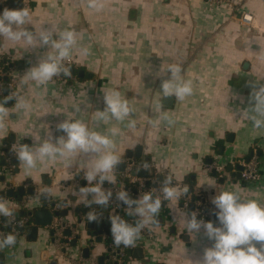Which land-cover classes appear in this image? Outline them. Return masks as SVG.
I'll return each instance as SVG.
<instances>
[{"label":"crops","instance_id":"1","mask_svg":"<svg viewBox=\"0 0 264 264\" xmlns=\"http://www.w3.org/2000/svg\"><path fill=\"white\" fill-rule=\"evenodd\" d=\"M233 1L234 7L214 6L208 0H103V10L95 12L82 0H30V31L47 27L49 22L59 30L70 28L78 33L77 49L88 48L89 54L81 55L78 50L72 53L75 74L69 82L52 80L38 87L34 81L24 83L23 76L50 49H32L23 41L0 37V56L13 60L18 95L32 105L27 113L13 109L16 100L5 105L10 115L6 127L0 130V152L3 148L12 151L14 143L33 146V136L44 139L50 135L55 142L65 135L57 129L58 124L68 118L82 119L91 130L101 133L113 126L120 128L121 134L113 139L121 162L142 146L144 160L151 158V164L168 170L176 183L190 185L211 204L212 198L224 189L236 190L242 198L256 199L264 206V128L255 129L251 120L236 116L250 106L248 82L264 83V0ZM244 12L252 16L251 26L241 23ZM171 63L181 64L184 78L192 81L193 94L184 101L175 96L161 97L159 93L162 80L170 77V73L162 74L161 68ZM82 71L83 78L79 76ZM113 89L120 91L134 108L129 118L137 121L134 130L126 127L127 120L95 126L94 113L105 108L103 91ZM167 98L173 99L172 107L165 106ZM162 113L174 121L171 126L164 121L157 126ZM253 148L260 161L262 180L258 185H246L238 178L240 172L224 179L207 174L205 164L215 155L226 162L242 163ZM81 159L86 158L38 163L36 169L25 170L16 156L17 169L12 176L5 175L0 160V178L5 177V182L0 181V190L6 183L12 187L30 184L37 191L28 201L27 210H41V195L45 187L50 188L48 198L63 202L65 219L77 224V210L84 202L72 194L79 190L75 178L84 174ZM62 183L68 185L60 188ZM7 200L20 216L22 210L10 201L13 199ZM97 207L103 212L102 206ZM123 213L126 219H136L127 216L126 209ZM160 218L163 224L159 227L147 226L154 240L140 235L135 247H131L128 264H197L204 249L214 243L203 228L193 233L186 230V218L190 216L179 210L177 202L161 208L157 219ZM213 223L220 226L218 219ZM85 227L84 241L69 252L68 259H54L57 251L51 231L39 228L35 241L29 239L27 231L13 250H0V264H78L89 243ZM137 248L143 250L142 258L134 256ZM104 255L101 243L89 252V256L97 258Z\"/></svg>","mask_w":264,"mask_h":264},{"label":"clouds","instance_id":"2","mask_svg":"<svg viewBox=\"0 0 264 264\" xmlns=\"http://www.w3.org/2000/svg\"><path fill=\"white\" fill-rule=\"evenodd\" d=\"M86 7L92 11L99 12L104 8L103 0H82ZM32 15L27 7L21 9H9L5 7L0 13V37L12 42L23 41L30 48H49L39 57L38 63L30 67L23 76V82L34 81L39 86H45L54 77L63 75L70 78L71 67L65 65L70 61L72 53L76 50L81 55H88V48L77 49L78 33L70 28L59 30L55 23H48L47 27L40 30L30 31L27 26L32 25ZM161 73L170 77L163 79L161 83V97L175 96L178 101H184L186 97L193 94V85L190 79L183 76V68L179 63H171L168 67L161 68ZM251 89L247 103L250 105L245 111L236 113L238 119H248L253 123L255 129L264 128V83L260 80L249 81ZM103 91V90H102ZM104 92L105 108L97 110L92 119L95 126L101 122L107 124L110 120L123 123L127 120L126 127L135 129L136 119H129L134 114V108L130 106L128 99L124 98L120 91L109 90ZM15 99L14 110L29 112L31 103L23 96L10 95L0 102V130L6 127V120L10 115L9 107L5 105L9 100ZM243 103L244 101L241 100ZM81 109L76 106V111ZM171 126L174 121L167 113L159 114L156 121ZM57 129L65 135H61L55 142L51 136L41 139L34 137L33 146L28 144L14 143L12 151L17 156L20 166L25 170L36 169L39 164L55 162L57 160L71 161L72 158L85 157L80 160L81 170H84V179L87 186H82L72 195L83 198L86 207L92 209V205L108 208L113 200V191L104 188L105 182L114 184L116 177L114 169L120 164L121 158L118 154L114 137L121 134L118 127H111L106 133L91 130L82 119H67L57 125ZM145 163L144 168L148 169ZM213 185V184H209ZM163 201L176 202L182 194L189 192L188 186L179 189L173 186V176L167 175L160 186ZM50 192L45 193L48 198ZM115 200L126 206V215L135 217V222L130 223L120 215L108 217L111 225L110 232L113 243L119 247H135L140 238L141 231L147 226L159 227L157 219L162 208L160 196H153L152 191L144 192L139 198L133 199L125 189L115 193ZM212 204L218 210L216 212L220 226L214 223L197 219V213H191L186 218V230L189 233L205 230L207 237L213 240L211 247L204 249L203 258L197 264H264V206L256 199H244L236 190L220 189L218 194L212 198ZM0 216L7 218L5 227L12 226V231L6 235H0V250L12 247L17 238L15 224V211L9 207L6 198L0 197ZM89 222L99 223L102 213L90 210L87 213ZM259 244V247L257 246Z\"/></svg>","mask_w":264,"mask_h":264},{"label":"built area","instance_id":"3","mask_svg":"<svg viewBox=\"0 0 264 264\" xmlns=\"http://www.w3.org/2000/svg\"><path fill=\"white\" fill-rule=\"evenodd\" d=\"M9 0H0V13H2L3 9L7 7V3ZM214 6H220L223 4H227L229 7H234L235 4L233 0H208ZM23 7H27L28 9L31 6L30 0H22ZM253 18L248 13H243L241 18V23L245 26H251ZM73 63L71 61H65L66 66H70L71 70H73ZM74 78V75H71L70 78L64 77L63 75L59 77H54L53 81L59 83L69 82ZM18 86V78L14 75V64L12 58H5L0 56V98H5L12 95H18L17 91ZM8 89V93L5 94V89ZM15 100V99H12ZM3 160V167L5 170L6 176H12L14 172H16V163L15 154L7 148H3L0 152V160ZM212 159L211 164H205V169L207 174L213 176L216 179H224L229 174L232 176H236L238 174L237 167L242 166L243 172H241V179L246 185H258L262 178L260 173V161L259 156L256 151V148L251 149V152L247 159H245L242 163L240 162H226L221 159L220 155H215ZM121 163V162H120ZM125 164V170L120 172L118 167L114 169L113 175L116 177V181L114 184H109L105 182V188H110L113 191V200L110 201V204L105 212H101L100 209L96 205H92V209L85 206L83 203L80 205V210L78 214V220H81L82 223H70L68 222L64 216L61 215L64 206L60 204V202L52 201L50 198L45 199V193L50 192V188L45 187V193L41 195L42 199V209L41 210H49L54 215L59 213V216H54L51 225L48 228L52 234V242L56 248L57 253L54 254V259L57 261L60 258H69V252L74 247L73 243L76 242V245L84 241L79 226H84L89 222L87 214L84 213L85 210H93L96 212L102 213V220L99 223L95 224V229H93L91 234L87 236L89 238L88 248L89 252L93 250V248L100 244L97 240L101 238V244L105 246V255L103 256L104 261L103 264H128L130 261L131 255L130 252L132 250L131 247H124L123 245L117 247L113 243V239L111 236V232L106 231L105 222L109 221L108 217L110 215H120L125 220H128L130 223H134L135 220L126 219L124 216L125 205L119 204L115 200V193L122 189H125L129 192L130 196L133 199L139 197L142 193L152 191L153 196H160L162 199V203L164 206L168 203H173L169 201H163L162 193H160L159 189L163 179L170 175L168 170L164 168H158L153 164H149L148 169L144 168L145 161L144 159L139 158H126L122 161ZM231 168V170H229ZM145 171L146 177L142 178L138 176L139 173ZM215 174V175H214ZM84 174L78 175L74 184L76 187L80 188L82 186H87V181L83 178ZM68 184L62 183L60 188H65ZM173 186L178 187L179 189H183L184 186H188L189 192L187 194H182L181 197L176 201L177 207L183 213L188 214L191 217V213H197V219L203 220L205 222H213L216 217V212L218 211L213 204H211L207 198L199 191H194L190 185L183 183H176L173 180ZM24 188L25 195L21 202H16V199H13L11 202L16 204V206L20 210L27 209V203L30 200L31 196H35L37 189L30 184H24L22 186L12 187L10 184H5V188L3 189L5 193L9 190H14L18 192L20 188ZM31 188H34V195H29L27 191ZM50 196V195H49ZM48 196V197H49ZM191 207H193L191 209ZM16 215V214H15ZM7 218L0 217V235H6L7 233L12 231V226L9 225L5 227ZM16 221L22 222V225L19 223L15 224V232L13 234L17 238V242L12 247H6L9 250H13L17 245L18 240L22 235L25 234L29 229L35 227L34 218L28 214L18 216L16 215ZM86 228V227H85ZM87 230V229H85ZM140 235H144L149 237L151 240H154V235L152 232H149L147 227H145ZM78 264H100L99 258L95 256H88L87 258L84 256V252L82 251L79 256Z\"/></svg>","mask_w":264,"mask_h":264},{"label":"water","instance_id":"4","mask_svg":"<svg viewBox=\"0 0 264 264\" xmlns=\"http://www.w3.org/2000/svg\"><path fill=\"white\" fill-rule=\"evenodd\" d=\"M7 8H9V9H21V8H23L22 0H9L8 3H7ZM71 72H72V75L75 74V70H71ZM79 76L81 78H83L84 77V72L83 71L80 72L79 73ZM7 93H8V89L6 88L5 89V94H7ZM172 103H173V99L172 98H167L165 100V106L166 107H172ZM8 104H11V102H8ZM143 151H144V148L142 146H139L135 150V152H132V151L129 152L127 154V158L131 159V158L135 157V158L141 159L142 156H143ZM144 161H145V163L150 164L151 163V158L145 157V160ZM208 161H209L208 164H211L212 163V159H209ZM15 163L17 164V160L16 159H15ZM117 167H118V170L120 172H123L125 170V164L122 163V162L120 164H118ZM229 170H231V168ZM237 170L241 173V172H243V167L242 166H238L237 167ZM138 176H140L142 178H145L146 177V172L143 171V172L139 173ZM240 177H241V174H238V178H240ZM0 181L1 182H5V177H1L0 178ZM25 193L26 192H25L24 188H22V187L18 190V192H15L14 190L11 189L7 193H5L4 190H0V197H4L6 199H17L18 202H21L22 199H23V196L25 195ZM27 193L30 194V195H34V193H35L34 188H31L29 191H27ZM44 200H46V198ZM10 201H12V200H10ZM163 207H164V204L162 203V208ZM192 208L193 207H191V209ZM106 210H107V208H102V211L103 212H105ZM89 211L90 210L87 209L85 213L87 214ZM79 212H81L80 209L77 210V213H79ZM20 215L22 216L23 213H21ZM59 215H60L59 213H56L54 215L49 210H38V211H36L34 213V215H33L34 222H35V227H33V228H31V229L28 230L29 239L32 240V241H35L36 238H37L38 229L39 228L48 227L49 225H51L54 216H59ZM61 215L64 216V217H66L67 216V212L66 211H63L61 213ZM215 219H217V216L215 217ZM158 220L160 222V225L163 224V219L160 218ZM78 223H82V221L79 220ZM95 224H96L95 222H88L87 223V227H86V229H87V236H89L91 234V231L93 229H95ZM110 227H111V225H110L109 221H106L105 222V229H106V231L110 232ZM97 241L99 243L102 242L101 238H98ZM73 245L76 246V242H74ZM84 253H85L86 257H88L89 256V248H85L84 249ZM142 255H143V250L142 249L137 248V249L134 250V256H136L138 258H142ZM1 261H2V257L0 256V262ZM103 261H104V258L103 257H100L99 258L100 264H103Z\"/></svg>","mask_w":264,"mask_h":264},{"label":"trees","instance_id":"5","mask_svg":"<svg viewBox=\"0 0 264 264\" xmlns=\"http://www.w3.org/2000/svg\"><path fill=\"white\" fill-rule=\"evenodd\" d=\"M12 101V100H11ZM1 163H3V160L1 159ZM16 167H17V164H16ZM60 204L61 205H63V202L61 203L60 202ZM39 209H33V210H27V209H25V210H23V211H21L22 213H23V215H25V214H28V215H30L31 217H33V215H34V213L36 212V211H38ZM21 216V215H20Z\"/></svg>","mask_w":264,"mask_h":264},{"label":"rangeland","instance_id":"6","mask_svg":"<svg viewBox=\"0 0 264 264\" xmlns=\"http://www.w3.org/2000/svg\"><path fill=\"white\" fill-rule=\"evenodd\" d=\"M79 229H80V231H81V234L83 235V234H84V233H83L84 227H83V226H79ZM81 243H82V242H79V245H81ZM77 245H78V244H77ZM77 245L74 246L72 249H76V248H77Z\"/></svg>","mask_w":264,"mask_h":264}]
</instances>
